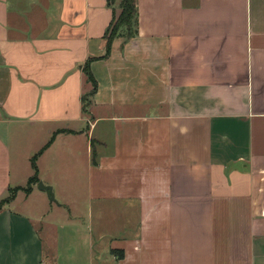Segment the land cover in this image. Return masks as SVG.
Segmentation results:
<instances>
[{
	"label": "crops",
	"instance_id": "obj_1",
	"mask_svg": "<svg viewBox=\"0 0 264 264\" xmlns=\"http://www.w3.org/2000/svg\"><path fill=\"white\" fill-rule=\"evenodd\" d=\"M122 1L0 0V264H264V0Z\"/></svg>",
	"mask_w": 264,
	"mask_h": 264
},
{
	"label": "trees",
	"instance_id": "obj_2",
	"mask_svg": "<svg viewBox=\"0 0 264 264\" xmlns=\"http://www.w3.org/2000/svg\"><path fill=\"white\" fill-rule=\"evenodd\" d=\"M108 1L110 4H112L114 3L115 0H108ZM121 8H122V13L120 17L116 19L110 30H108V32L106 33L108 55L111 53V46L115 39L119 37H124L127 40H129L138 36L139 21H138V12L136 8V0H123L121 4ZM84 71L88 76L90 82L93 83L94 86L93 94H94L97 89V83L91 74L89 64L86 65ZM36 158L37 156L34 157V159L32 160L35 174L30 179L29 184L25 189L26 191H30L32 186L39 182L37 178L38 169L36 166ZM9 199L4 200L0 203V209Z\"/></svg>",
	"mask_w": 264,
	"mask_h": 264
},
{
	"label": "rangeland",
	"instance_id": "obj_3",
	"mask_svg": "<svg viewBox=\"0 0 264 264\" xmlns=\"http://www.w3.org/2000/svg\"><path fill=\"white\" fill-rule=\"evenodd\" d=\"M85 163H86V158L84 159V158H82L81 159V166H82V168H84V166H85ZM27 167L30 169V162L28 163V161H27ZM46 178V180H54V178H53V176H49L48 177V175H47V177H45ZM40 183H43L42 181H40ZM40 183H39V185H40ZM39 185H38V188H39ZM23 196V194H20V199H21V197ZM34 199L35 198H32L29 202L30 203H27L26 205L27 206H29L30 204H34L35 205V203H34ZM20 201V200H19ZM32 201V202H31ZM52 203H56V204H58L57 203V199L55 198V201L54 202H52ZM33 205V206H34ZM97 220H98V215H97V206H95L94 205V225L97 223Z\"/></svg>",
	"mask_w": 264,
	"mask_h": 264
},
{
	"label": "water",
	"instance_id": "obj_4",
	"mask_svg": "<svg viewBox=\"0 0 264 264\" xmlns=\"http://www.w3.org/2000/svg\"><path fill=\"white\" fill-rule=\"evenodd\" d=\"M39 189L41 191H45L48 194L49 199L54 202L55 201V196L53 192V188L50 186H45L43 183H40Z\"/></svg>",
	"mask_w": 264,
	"mask_h": 264
}]
</instances>
